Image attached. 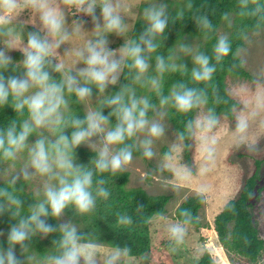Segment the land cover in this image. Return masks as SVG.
<instances>
[{
  "label": "clouds",
  "instance_id": "1",
  "mask_svg": "<svg viewBox=\"0 0 264 264\" xmlns=\"http://www.w3.org/2000/svg\"><path fill=\"white\" fill-rule=\"evenodd\" d=\"M134 8L143 23L131 36ZM192 8V0L174 15L167 0H0V110L15 114L0 128V216L9 222L6 232L0 230V264H146L147 256L135 257L129 244L104 243L80 223L111 196L109 178L114 182L135 159L152 162L145 177H155L165 191L191 186L201 203L215 200L221 212L235 214L237 188L220 179V165L236 153L264 155V67L221 94L214 74L243 49L233 53L229 36L215 35L203 14L190 20L198 29L195 40L206 44L215 36L210 52L180 38L159 54L170 25L183 22ZM236 15L251 22L239 33L243 41L264 35V0H236ZM222 19L232 23L228 12ZM110 36L123 43L110 47ZM13 51L21 58L13 59ZM245 64L239 59L240 67ZM166 73L188 79L165 94ZM142 89L155 102L139 94ZM73 105L86 107L84 115ZM173 114L184 118L182 128H171ZM161 143L167 147L158 151ZM82 145L94 154L87 163L78 160ZM33 184L25 207L20 194ZM144 210L136 205V213ZM66 211L71 216L62 220ZM176 216L169 222L155 212L171 253L200 222L190 207L177 206ZM116 222L130 226L133 219L118 213ZM251 223L264 236V207ZM37 237H52L47 251L34 248Z\"/></svg>",
  "mask_w": 264,
  "mask_h": 264
},
{
  "label": "rangeland",
  "instance_id": "2",
  "mask_svg": "<svg viewBox=\"0 0 264 264\" xmlns=\"http://www.w3.org/2000/svg\"><path fill=\"white\" fill-rule=\"evenodd\" d=\"M131 2V0H129ZM170 5V14L174 15L175 8L183 6L187 0H167ZM99 10L97 9V12ZM137 9H132V13L128 16V23L130 26L134 25L139 19L135 13ZM188 10H186L187 12ZM186 14V13H185ZM26 18V14H25ZM88 19V18H85ZM232 23L229 24L226 21H222L218 27L217 34H227L229 35L231 26L234 23V16H231ZM86 29L91 28V24L85 25ZM31 27L29 26V29ZM133 31H130V35ZM111 44L110 47L117 48L123 43V39L115 36L109 37ZM184 43H201L198 39L188 38L182 40ZM82 43V42H78ZM243 51L240 53L239 58L245 59L246 64L244 68L253 76L260 68L264 67V35L260 37H252L251 43L243 41V46L241 47ZM10 55L13 59H20V54L18 52H11ZM184 63L191 68L190 58H185ZM171 73H166L163 79V83L168 78ZM248 80L246 77L230 75L226 78V89L230 84L237 81ZM113 91V89H109ZM139 94L148 95L149 97L154 96L153 93L146 89L139 90ZM92 107H95V101H93ZM82 111L85 112L86 107L80 106ZM171 128H174V124L169 120ZM171 131V129H170ZM35 138L30 137V141ZM169 139L172 137L169 135ZM167 147L166 143H161L157 146L158 151H163ZM91 155L90 150L86 146H80L77 149L78 160L82 163H87ZM263 156V155H262ZM256 157V158H261ZM255 158H249L245 153H236L227 157L226 160L220 165L219 177L221 180L229 181L235 184L237 188V193L241 187L244 177H246L253 168V160ZM19 164L17 165V167ZM152 167V162L141 161L135 159L133 164L129 167L128 171L123 175L114 179L109 178V183L106 185L111 191V196L107 201L99 202L98 207L94 213L82 218L81 227L82 229L100 228L106 223L116 226V227H131L138 229L143 235H146L149 240V249L151 255L147 257L146 264H194L195 259L201 255L199 253L200 249H207L212 256V258L218 264H260L264 261V249L262 250L259 258L255 262H250L247 258L241 256L234 251H226L220 244L216 233L212 230V223L214 216L220 211L215 200H211L203 203L199 209L198 216L200 217V227L198 229H191L186 243L177 253H171L167 248V240L165 234L161 231V222L155 217V214L150 217L143 219L141 223H138L133 215L125 212L128 203L132 201L138 192H143L147 195H160L169 194L171 196L168 203L165 205L164 214L167 216L168 221L172 222L175 218V211L177 206L187 197L195 195L194 189L189 187L181 186L176 190L165 191L155 177L147 176L145 177V172ZM261 177L259 184L261 186V192L257 197L251 200V211L255 213L260 208L264 207V164L262 165ZM107 178V174H105ZM2 186V182H0ZM35 189V184L25 186V193L31 195ZM118 213H126L132 216L133 224L130 226H121L117 221ZM71 216V213L66 211L65 216L62 220H65ZM258 237L264 241V236L258 233ZM4 237H1V239ZM5 239V238H4ZM181 250H186L191 257H185ZM134 255V254H133ZM139 258V255H134Z\"/></svg>",
  "mask_w": 264,
  "mask_h": 264
},
{
  "label": "trees",
  "instance_id": "3",
  "mask_svg": "<svg viewBox=\"0 0 264 264\" xmlns=\"http://www.w3.org/2000/svg\"><path fill=\"white\" fill-rule=\"evenodd\" d=\"M193 8L188 10L185 14V20L183 22H177V24L170 25L168 29L167 39L164 42L165 48H161L158 50L159 54H166L167 48L171 47L175 41H178L180 38L182 40L188 38H195L196 35L199 36L198 29L194 25V23L190 20V17L193 14H203L207 15L209 19L212 21L216 32L218 30L219 25L221 24L223 14L225 12L230 13L231 16H234V23L231 26L229 32V38L233 43V53H235L237 48H241L243 46V40L239 37V33L242 29L248 26L251 22L239 17L236 15V0H192ZM143 21L138 19L135 23V30H133L132 34L135 36L139 34L142 29ZM215 32V35H218ZM202 44L204 42L200 40ZM215 42V36L213 40L208 41L204 44V48L206 51L211 50L212 44ZM239 56L234 59L233 55L230 54L228 57L224 59L221 66H218L217 72L214 74L213 83L218 87L221 94L225 93L226 83L225 80L230 75L242 76L250 79L252 75L243 67L239 66ZM236 64V67L233 65ZM231 69V70H230ZM185 79L187 77H181L179 73H171L168 78L163 83V91L165 94L168 93L171 85L177 80ZM122 82L124 78L122 77ZM115 89H113L114 91ZM154 102L156 100L155 95L150 97ZM73 108L76 114L83 116L84 112L81 107L78 105H73ZM220 109H218L219 111ZM15 114L8 107L0 110V128H3L7 125L11 118H14ZM22 119V117H21ZM184 118L177 116L175 114L171 115L170 121L174 124V128H182L183 123L182 120ZM186 159H190V156L185 157ZM264 164V155L261 158H255L253 160V168L251 172L244 177L241 187L237 193V198L235 200L236 212L235 214L229 212H221L219 211L213 219L212 230L216 233L215 235L218 237V240L221 246L226 251H234L241 256L247 258L250 262H255L262 250L264 249V241L258 237V232L252 227V216L253 213L251 211V200L254 197H257L261 192V186L259 184L261 177L262 165ZM24 196L25 204L27 207L29 203H31L30 195L27 193L20 194ZM171 196L169 194H160V195H147L143 192H138L135 198L130 201L127 205V209L125 212L133 215L136 218L138 223H141L143 219L150 217L155 214L156 211L165 212V205L170 200ZM186 201V202H185ZM142 204L145 206L144 213L138 214L136 213V205ZM203 203H201L195 195H191L184 199L178 206L179 207H190L193 212L198 215L199 209ZM175 218L176 211H175ZM49 223L55 224L57 223L54 220H49ZM9 227V222L7 220V216H0V230H4L6 232ZM200 227V222L194 227V229H198ZM86 231H90L95 233L96 235H100V240L104 243L109 244H118L123 245L124 243L129 244L132 247L133 254L149 257L151 251L149 249V240L146 235H143L141 231L138 229H134L131 227H116L106 223L104 226L100 228H92L84 229ZM245 237H247L248 242L245 243ZM52 237L41 240L39 237L35 238L36 248L41 253L47 251V247H50V240ZM4 238L0 241H3ZM182 254L190 258L191 255L186 250H181ZM194 264H218L210 255L207 249L203 250V253L195 259Z\"/></svg>",
  "mask_w": 264,
  "mask_h": 264
}]
</instances>
